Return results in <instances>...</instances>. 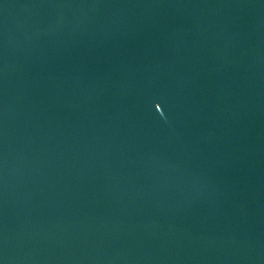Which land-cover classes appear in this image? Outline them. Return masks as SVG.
I'll use <instances>...</instances> for the list:
<instances>
[{
    "label": "water",
    "instance_id": "obj_1",
    "mask_svg": "<svg viewBox=\"0 0 264 264\" xmlns=\"http://www.w3.org/2000/svg\"><path fill=\"white\" fill-rule=\"evenodd\" d=\"M0 264H264V0H0Z\"/></svg>",
    "mask_w": 264,
    "mask_h": 264
}]
</instances>
